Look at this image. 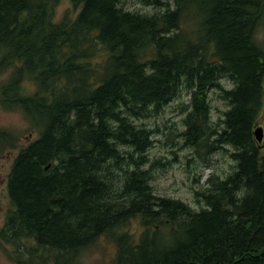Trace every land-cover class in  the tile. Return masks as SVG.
Listing matches in <instances>:
<instances>
[{
	"label": "trees",
	"instance_id": "obj_1",
	"mask_svg": "<svg viewBox=\"0 0 264 264\" xmlns=\"http://www.w3.org/2000/svg\"><path fill=\"white\" fill-rule=\"evenodd\" d=\"M71 1L57 20L61 0H0V105L39 132L8 174L0 244L16 264H85L104 235L110 264H264L263 0H141L149 14L126 0ZM226 75L235 88L215 122L208 91ZM185 87L184 144L204 156L230 146L237 163L199 193L200 209L155 194L154 131L139 123ZM18 143L0 130V153ZM132 220L138 237L122 231Z\"/></svg>",
	"mask_w": 264,
	"mask_h": 264
},
{
	"label": "rangeland",
	"instance_id": "obj_2",
	"mask_svg": "<svg viewBox=\"0 0 264 264\" xmlns=\"http://www.w3.org/2000/svg\"><path fill=\"white\" fill-rule=\"evenodd\" d=\"M144 6V5H143ZM264 6V0H263ZM126 7L132 11H148L140 5L137 0H128ZM72 9L71 0H61L57 7V20L63 18L67 10ZM78 10H76L77 12ZM256 38L264 47V8ZM6 77H0L3 83ZM224 89H232L233 85L228 78L220 80ZM27 88L26 94H34L35 85L30 81L24 83ZM190 104V96L184 94L183 97L171 102L158 114L148 120L140 121V124L150 127L155 131L152 141L153 148L146 153L149 160L147 168H153L154 179L152 185L155 194L159 197H166L183 201L195 209H200L202 202L201 193L207 190L209 181L227 180L236 172L237 163L231 157L234 148L228 146L227 150L214 152L209 156H204L192 147L184 144L182 134L186 130L184 119L186 108ZM209 104L211 106L212 119L218 122L223 113L228 111L229 106L221 97V90L215 89L209 93ZM258 125L264 127V111L258 121ZM255 129V128H254ZM0 130H9L19 140L16 148H5L0 153V230L4 226L9 209V198L7 197V176L11 170L14 159L19 150L27 143L39 137L37 129L31 127L30 122L20 110L6 109L0 105ZM122 154L132 151L131 148L121 146ZM113 164V162H111ZM126 166L121 165L118 170L110 167L115 177H121ZM146 169V168H144ZM201 199V201H200ZM143 225L139 220H132L122 231L131 235H138L143 230ZM17 254L14 246L7 243L0 244V264H16L12 260V255ZM116 255V245L113 239L107 235L102 236L96 245L84 252L85 264H110ZM25 261V260H24Z\"/></svg>",
	"mask_w": 264,
	"mask_h": 264
},
{
	"label": "bare ground",
	"instance_id": "obj_3",
	"mask_svg": "<svg viewBox=\"0 0 264 264\" xmlns=\"http://www.w3.org/2000/svg\"><path fill=\"white\" fill-rule=\"evenodd\" d=\"M128 0H126V2H127ZM144 1V0H143ZM143 1H141V0H138L137 2L140 4V5H142L143 4ZM142 7L143 8H145V9H148V11H143V12H145V13H152L153 11H155V9H153V8H149V7H146V6H143L142 5ZM256 34H257V32H256ZM228 78V80L232 83V85H233V87H232V89H234L235 88V84H234V82L231 80V77L229 76V75H226V76H224V77H222V78H220L219 80H218V82H219V87H212V88H210L209 89V91H208V94L212 91V90H215V89H220L221 90V97H222V93H223V90H227V89H224L222 86H221V83H220V80H222L223 78ZM186 90H191L190 88H188V87H185L184 88V90H183V92H184V94H187V92H186ZM192 90H193V88H192ZM229 90H231V89H229ZM188 95V94H187ZM263 111H264V104H263ZM146 120H148V119H146ZM150 128V127H149ZM154 133H155V131H154ZM46 169H48V167L46 168ZM6 182H7V180H6Z\"/></svg>",
	"mask_w": 264,
	"mask_h": 264
},
{
	"label": "water",
	"instance_id": "obj_4",
	"mask_svg": "<svg viewBox=\"0 0 264 264\" xmlns=\"http://www.w3.org/2000/svg\"><path fill=\"white\" fill-rule=\"evenodd\" d=\"M255 135L257 137L258 142H263L264 140V128L261 126H257V129L255 131Z\"/></svg>",
	"mask_w": 264,
	"mask_h": 264
}]
</instances>
